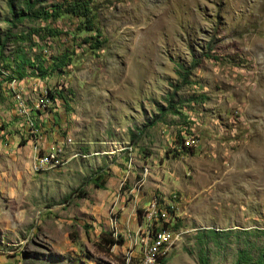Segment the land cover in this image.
Masks as SVG:
<instances>
[{"label":"rangeland","instance_id":"1","mask_svg":"<svg viewBox=\"0 0 264 264\" xmlns=\"http://www.w3.org/2000/svg\"><path fill=\"white\" fill-rule=\"evenodd\" d=\"M91 8L92 30L70 14L12 25L0 0L5 55L23 46L49 66L67 55L62 70L38 77L28 68L12 80L15 64L0 60V264H200L204 254L209 264H236L241 250L257 264L264 0H91ZM46 25L61 33L8 35ZM88 36L103 44L92 48ZM103 231L124 244L108 249Z\"/></svg>","mask_w":264,"mask_h":264},{"label":"trees","instance_id":"2","mask_svg":"<svg viewBox=\"0 0 264 264\" xmlns=\"http://www.w3.org/2000/svg\"><path fill=\"white\" fill-rule=\"evenodd\" d=\"M17 0H8V4L10 7V11L12 13V18H8V21L12 25H17L19 23H22L26 19H42V20H49L54 19L57 20L60 16L63 14H70L78 17H84L85 20L82 22L85 27L83 30H92L93 29V23L92 18L90 16L92 12L91 8V0H64L58 4H53L49 8L42 6L43 0H20L21 5L20 7L16 6ZM40 4V7H37ZM82 26H80V29ZM44 30V35H41L40 32ZM9 33V32H8ZM61 33L60 30L54 29L48 25H46L43 29H32L31 32L24 33L21 32L20 34H12L11 32L8 34L10 36H15L17 40H28L32 39V35L36 34L41 37V40H44L46 36L49 35L52 36H58ZM8 37L6 36L3 38L0 35V60L2 61V64L7 67H11L12 61L15 64V71L14 75L10 76V80L12 79H23L27 75V69L31 68L32 72L34 74L37 73L36 76L45 77L47 76L50 71H54L56 69H64V67L67 65L66 62V54H62L61 56H52V66L47 65V60L41 55V54H35V56L32 58V56L29 55V53L24 49L23 46H17V48L13 51L11 56L5 55V47L6 43L8 41ZM85 41L90 43V46L92 48L100 47L103 42L99 38V36H88L85 38ZM39 46V44H32ZM12 57V58H11ZM11 58V59H10ZM197 63V62H196ZM195 65V64H194ZM179 72L181 76L183 77V81H187L189 70L181 64H178ZM2 72L0 71V74ZM2 85V81H0V88ZM54 93V92H53ZM174 111H178L179 108H177L176 105L173 104V98H171L169 102V108ZM160 116H157L153 118L152 124L156 123L160 117L163 115V113H159ZM184 148L186 146H183ZM105 175L102 172H98L92 180L95 182V184L99 187H103L105 181ZM101 241L107 246L108 249H112V247L116 244H124L125 239L122 235H115V232L112 231H103L101 233ZM264 256V255H263ZM161 259V257L159 258ZM250 262V255L249 252L246 250H241L238 254V260L236 264H249ZM200 264H209L208 257L206 254L201 255L200 257ZM257 264H264V258H262Z\"/></svg>","mask_w":264,"mask_h":264},{"label":"built area","instance_id":"3","mask_svg":"<svg viewBox=\"0 0 264 264\" xmlns=\"http://www.w3.org/2000/svg\"><path fill=\"white\" fill-rule=\"evenodd\" d=\"M166 234H167V232L164 233L163 237L158 238V246L161 244V242L163 241ZM154 252H155V250H154ZM147 260L148 259H146V257L142 258L140 264H147Z\"/></svg>","mask_w":264,"mask_h":264},{"label":"bare ground","instance_id":"4","mask_svg":"<svg viewBox=\"0 0 264 264\" xmlns=\"http://www.w3.org/2000/svg\"><path fill=\"white\" fill-rule=\"evenodd\" d=\"M47 160H48V159H47ZM162 243H163V242H161V244H162ZM154 255H155V256L153 257V259H154V260H155V259L157 260V258H158L157 254L154 253Z\"/></svg>","mask_w":264,"mask_h":264}]
</instances>
